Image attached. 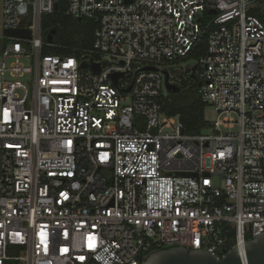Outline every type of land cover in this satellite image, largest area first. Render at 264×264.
<instances>
[{
  "label": "built area",
  "instance_id": "built-area-1",
  "mask_svg": "<svg viewBox=\"0 0 264 264\" xmlns=\"http://www.w3.org/2000/svg\"><path fill=\"white\" fill-rule=\"evenodd\" d=\"M60 1L98 21L89 48L46 40ZM261 1L0 0V264H140L172 246L222 259L264 232ZM188 59L218 114L208 132L163 109Z\"/></svg>",
  "mask_w": 264,
  "mask_h": 264
},
{
  "label": "trees",
  "instance_id": "trees-1",
  "mask_svg": "<svg viewBox=\"0 0 264 264\" xmlns=\"http://www.w3.org/2000/svg\"><path fill=\"white\" fill-rule=\"evenodd\" d=\"M65 1H60L57 12L43 17V29L56 27L58 34L56 35L59 44L66 45L65 50H55L57 52L71 53L73 48H89L94 41L95 30L99 23L94 18H74L65 14ZM264 22V0L251 11ZM55 37V39H56ZM47 49L44 52H50ZM200 51V50H199ZM205 51L203 48L200 53ZM198 55H195L196 57ZM182 90L178 93H169L164 101L163 109L170 115H180V119L184 124L187 133L197 134L205 130L208 121L206 119L205 110L207 104L202 100L200 94L199 78L194 83L186 86L183 81Z\"/></svg>",
  "mask_w": 264,
  "mask_h": 264
},
{
  "label": "water",
  "instance_id": "water-1",
  "mask_svg": "<svg viewBox=\"0 0 264 264\" xmlns=\"http://www.w3.org/2000/svg\"><path fill=\"white\" fill-rule=\"evenodd\" d=\"M58 6L57 3L55 10H58ZM79 19L82 20V18ZM6 33L15 37H31V30L24 28L7 29ZM57 34L58 29L52 27L45 31V38L47 41L52 42ZM85 65L86 63L83 64V66ZM100 69L98 64L93 67V70L97 72ZM119 75H122V73L114 74L115 81H117ZM169 78L167 72L166 86L168 91L170 93L181 92V86L171 83ZM140 264H264V232L233 246L222 259H218L210 250L203 248L191 249L185 246H172L156 250L145 259L142 257Z\"/></svg>",
  "mask_w": 264,
  "mask_h": 264
},
{
  "label": "rangeland",
  "instance_id": "rangeland-1",
  "mask_svg": "<svg viewBox=\"0 0 264 264\" xmlns=\"http://www.w3.org/2000/svg\"><path fill=\"white\" fill-rule=\"evenodd\" d=\"M258 5H259V3L257 5H255V7H257ZM0 32H1V27H0ZM55 42L58 43L57 37L55 39ZM9 61H11V60H9ZM175 72L177 73V75H179L183 79V81L186 82V86H188V87H189V85L194 83V81H196L197 78L200 77V70H199V68H197V60L196 59H188V60L182 62L179 66L176 67ZM20 79L25 80L26 77H21ZM201 84H202V81L199 80L200 87H201ZM165 91H166V89H165ZM205 115L210 120H215L218 116V114L210 106L206 107ZM205 131H207V130L205 129ZM8 253L10 255H18L19 254V252L17 250H15L11 247L8 249Z\"/></svg>",
  "mask_w": 264,
  "mask_h": 264
},
{
  "label": "flooded vegetation",
  "instance_id": "flooded-vegetation-1",
  "mask_svg": "<svg viewBox=\"0 0 264 264\" xmlns=\"http://www.w3.org/2000/svg\"><path fill=\"white\" fill-rule=\"evenodd\" d=\"M184 83H182L180 86H183ZM186 84V83H185Z\"/></svg>",
  "mask_w": 264,
  "mask_h": 264
}]
</instances>
